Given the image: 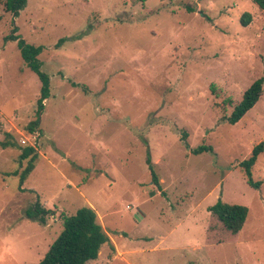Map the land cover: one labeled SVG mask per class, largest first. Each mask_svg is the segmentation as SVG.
I'll list each match as a JSON object with an SVG mask.
<instances>
[{
	"label": "rangeland",
	"instance_id": "obj_1",
	"mask_svg": "<svg viewBox=\"0 0 264 264\" xmlns=\"http://www.w3.org/2000/svg\"><path fill=\"white\" fill-rule=\"evenodd\" d=\"M5 2L0 142L8 133L16 147L0 146V264H38L61 215L83 207L109 236L85 264H264V152L258 190L238 166L264 141V84L250 111L226 121L264 75V13L251 0H27L13 17ZM14 28L44 47L50 97L39 113L40 81L4 40ZM31 134L37 157L21 186ZM200 146L211 150L193 154ZM218 200L248 208L237 234L208 211ZM36 202L51 211L45 225L26 217Z\"/></svg>",
	"mask_w": 264,
	"mask_h": 264
},
{
	"label": "trees",
	"instance_id": "obj_2",
	"mask_svg": "<svg viewBox=\"0 0 264 264\" xmlns=\"http://www.w3.org/2000/svg\"><path fill=\"white\" fill-rule=\"evenodd\" d=\"M261 12L264 13V0H251ZM27 0H6L5 8L13 17H17L19 12L26 6ZM251 21V15L245 13L242 17V25L247 26ZM17 29L14 28L9 36L4 38L5 41L16 42L23 63L29 68L40 81V94L37 100L38 110L44 109V102L50 97V78L41 70V62L38 56L44 50L43 46H33L27 44L23 39H20L16 34ZM72 40H74L72 38ZM65 39H60L56 43V48H59L64 43ZM264 75L255 80L243 93L240 102L233 108L230 116L226 119L227 123H237L248 111H250L259 101L263 93ZM74 86H77L73 84ZM38 122L34 121L28 124L27 130L29 133H34ZM186 138L183 133L182 140ZM3 148L16 147V143L12 141L10 134L6 133L3 141L0 142ZM207 146H200L193 150V154H201L210 151ZM264 152V141H261L253 146L249 157L239 163L242 176L247 184L253 189L258 190L261 183L256 182L252 178V168L257 162L259 156ZM37 157L35 150L32 147L25 146L21 149L19 155L20 160H27V166L20 175L19 183L22 186L29 173L33 170V162ZM145 164L150 174L151 182L158 189L160 185L155 173L153 164L150 159V153L147 150ZM160 190V189H159ZM208 211L216 217L223 225V228L235 235L242 230L247 215L248 208L242 205L228 204L218 200L214 205L209 207ZM51 211L42 209L36 202L30 209L26 211V217L30 220H35L43 225L46 224L47 216ZM62 230L48 248V251L38 264H85L88 261H94L98 258L100 249L103 245L109 243V236L103 230L102 226L97 221L95 211L90 207H83L72 216L61 215Z\"/></svg>",
	"mask_w": 264,
	"mask_h": 264
},
{
	"label": "built area",
	"instance_id": "obj_3",
	"mask_svg": "<svg viewBox=\"0 0 264 264\" xmlns=\"http://www.w3.org/2000/svg\"><path fill=\"white\" fill-rule=\"evenodd\" d=\"M36 138L37 137L34 136V134H31V135H29L28 138L21 139V143H22L23 146H29V147H32L33 149H35L36 148V144H37ZM30 139L32 141H30Z\"/></svg>",
	"mask_w": 264,
	"mask_h": 264
}]
</instances>
